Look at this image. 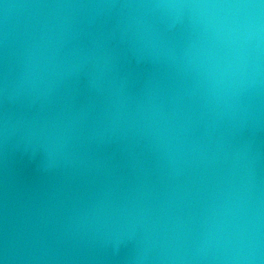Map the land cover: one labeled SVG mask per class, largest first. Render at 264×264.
I'll return each mask as SVG.
<instances>
[{
    "label": "clouds",
    "instance_id": "obj_1",
    "mask_svg": "<svg viewBox=\"0 0 264 264\" xmlns=\"http://www.w3.org/2000/svg\"><path fill=\"white\" fill-rule=\"evenodd\" d=\"M0 264H264V0H0Z\"/></svg>",
    "mask_w": 264,
    "mask_h": 264
}]
</instances>
